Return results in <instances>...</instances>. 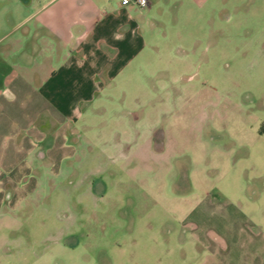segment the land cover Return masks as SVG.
<instances>
[{
  "label": "rangeland",
  "instance_id": "rangeland-1",
  "mask_svg": "<svg viewBox=\"0 0 264 264\" xmlns=\"http://www.w3.org/2000/svg\"><path fill=\"white\" fill-rule=\"evenodd\" d=\"M169 3L117 81L45 112L38 169H0L21 177L0 264H191L228 211L264 210V0Z\"/></svg>",
  "mask_w": 264,
  "mask_h": 264
},
{
  "label": "crops",
  "instance_id": "crops-1",
  "mask_svg": "<svg viewBox=\"0 0 264 264\" xmlns=\"http://www.w3.org/2000/svg\"><path fill=\"white\" fill-rule=\"evenodd\" d=\"M171 1L140 8L120 0H0V169H38L45 153L33 138L45 112L76 116L77 101L117 81L145 51L146 30L150 40L157 20L172 24ZM4 179L21 181L0 171ZM227 216L191 264H264V210Z\"/></svg>",
  "mask_w": 264,
  "mask_h": 264
},
{
  "label": "built area",
  "instance_id": "built-area-1",
  "mask_svg": "<svg viewBox=\"0 0 264 264\" xmlns=\"http://www.w3.org/2000/svg\"><path fill=\"white\" fill-rule=\"evenodd\" d=\"M122 4L132 3L140 8H144L148 5V0H120Z\"/></svg>",
  "mask_w": 264,
  "mask_h": 264
}]
</instances>
